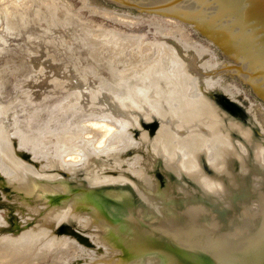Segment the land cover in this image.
<instances>
[{"label":"rangeland","instance_id":"rangeland-1","mask_svg":"<svg viewBox=\"0 0 264 264\" xmlns=\"http://www.w3.org/2000/svg\"><path fill=\"white\" fill-rule=\"evenodd\" d=\"M18 1L22 0H0V13ZM81 1L35 0L31 6L32 9L42 12L32 21L27 18L29 15H26L25 19L27 18L31 22H26L21 26H10L5 16L0 14V51L3 52L0 54V132L7 145L10 144L7 149L11 150L12 155L17 159L16 161L15 157L4 156L0 149L1 246L12 241L17 244L25 234L46 235L48 233L49 235L50 233L49 237L51 238L44 240L45 248L41 259L38 256L31 260L32 262L28 261V264H39L42 259L46 260H42L46 264H54V262L56 264L57 261L61 264H89L90 262L91 264H117V261L119 263L121 259L117 253L113 255V252L122 251L119 254H123L122 248L129 251L134 248L135 244L139 250L137 255H142L138 256V263L136 261L135 264H151L148 258L156 259L155 256L159 255L104 221L100 216L94 197L127 205L144 213L149 211L152 213H148L151 216L168 223L171 221L175 226L206 237L212 238L214 233L221 237V233L229 232V225L232 226L231 230L236 232L238 228H240V233L245 229L243 232L244 235L247 234L245 239L235 242L237 235H233L234 239H229L233 241L232 243L241 245L250 243V238L256 236L261 228H264V224L259 225L262 221H257L259 227L253 228V223H255L253 220L256 218L261 220L260 206L263 205L262 201L264 202V82L254 66L208 31L170 10L172 0H159L160 4L158 0H86L87 4L84 7V3L81 5L84 1ZM87 6L89 9H86ZM89 6L97 8L100 6V9L141 17V23H115L98 14V16L91 12L89 14ZM156 17L157 19L171 18L180 21V25L193 42L213 50L216 57V60L214 59L216 67L209 70L202 69L201 64L210 59L209 55L198 57L193 49H186L181 45L178 35H163L157 32L154 26V21H157ZM65 18L74 21L70 24ZM49 21H53L55 27H50ZM52 23H50L51 26ZM60 23L62 26L59 25ZM96 30H110L127 36H138L144 43H163L179 57L180 65L178 69H173L170 67L171 62L166 63L164 65L167 69L166 77L160 75V69H153L144 73L141 71L134 72L132 69L124 70L122 65L118 64V70L122 68V74H128L124 80H121L118 75H113L107 62L101 60L100 56L98 57V50L93 46L97 42L94 38ZM69 48L72 49L73 53L69 52ZM125 55L120 56V58L123 59ZM186 63L192 64L191 71L186 68ZM89 65L94 68H90ZM20 68L21 70H18ZM89 68L90 71L87 70ZM183 68H186V75L189 74L184 81L179 77V72ZM211 78L218 81L221 87L219 85V88L207 87L203 80ZM197 82L199 83L197 84ZM190 83L195 90L194 92H197L194 94L196 97L193 98L194 102L191 101L190 93H193V88H191ZM109 85H111L110 90H108ZM226 85L227 88L235 87L236 91L232 90V92L234 91L233 94H227L223 88ZM103 86L105 89L102 88ZM134 86H136L135 89H133ZM236 88H239L238 91ZM187 90L190 93H187ZM209 102L210 106L208 105ZM155 105H157L156 108H154ZM249 108L251 111L248 110ZM182 111L186 115L184 113L182 115ZM58 119L59 121H57ZM83 119L87 121L79 122ZM90 121L94 122L91 123ZM85 122H89V124ZM45 123L50 124L49 127ZM61 123L63 124L61 125ZM214 123L215 128L212 126ZM82 124L87 126L90 131L88 129L83 130L85 127ZM121 124L125 126H122L125 133L123 137H130L133 142L131 147L121 145L125 141L122 138L119 140L120 137L115 136L116 129ZM69 125L71 126L69 127ZM75 125L79 126L80 134L83 131L84 133L78 134L79 131H75L77 130ZM17 126L19 128L16 131ZM59 126L69 128V130L64 129V131L68 130L65 133L72 130L68 135L72 136L75 133L77 136L73 135V139L79 135L82 137V139L79 137L75 142H72L74 146L78 144L79 153L88 149L85 142L88 139H93L92 136L95 134L94 140H98L95 141L96 143L91 141L93 145L97 144V147H102L101 145H105V142L111 138H117L116 141L115 139L112 140L116 143L122 141L118 143V146L116 145L117 149L113 150L115 153L116 150L120 149L119 146H123L115 153L121 155L117 159L119 163L107 154H104L105 156L92 154L90 158L88 156L87 163L84 160L76 167L74 165V168L62 165L56 160L57 158L54 159V156H51L54 146L60 148L59 146L62 145V134L64 137L66 136ZM81 126L84 128L82 127V129ZM19 129L20 131H18ZM91 130L93 134L90 133ZM36 131L40 135H36L38 134ZM56 131L57 133H55ZM167 131L168 133H166ZM112 135L114 137H111ZM19 137L30 138L29 140L35 143L39 139V144L42 141L43 147L41 146V149L47 151L46 155L43 154L45 157L42 154L34 157L35 155L31 153L30 148L25 145V148H21ZM209 138L211 139L209 140ZM26 139L24 138V140ZM79 139L83 142H80ZM206 140H209V144ZM25 142L27 143L28 140ZM29 142L27 146L33 144ZM52 143L55 145L52 146ZM72 143L71 147L73 146ZM167 144L176 146L173 148L170 146L173 153L167 152L170 149ZM217 144L218 146L222 144L221 148H216ZM179 145H181L180 149ZM63 146H67L68 150L71 148L68 145L63 144ZM82 148L85 149L82 150ZM184 148L186 152H184ZM202 148L203 150L200 151ZM71 150L73 157L79 154L75 153L78 151L76 148V151L73 148ZM190 150L197 152L196 159L194 158L196 152L191 154ZM74 153L75 155H73ZM209 154H211V158H209ZM216 154H218V158H215L214 155ZM42 157L47 161H44ZM73 161L78 162L79 158H74ZM113 162L115 165L112 164ZM46 163L48 164L45 165ZM130 164L132 165L130 166ZM103 166L104 168H102ZM28 167L31 168L28 169ZM138 170L140 174L142 173L143 178L146 176V179L144 178L146 181L142 179L139 173V175L136 174ZM94 171H98V175ZM9 172L11 173L9 174ZM190 206H196L195 209L193 208L195 212L192 209L189 210ZM162 207L168 210L170 215L164 217ZM196 209L200 211L198 210L196 213ZM57 210L58 217L48 223L45 222L46 213L54 214ZM173 211L174 214H171ZM65 213L66 216H64ZM173 215L174 218L171 220ZM82 220L85 224L88 222L87 227ZM174 220L178 223L174 224ZM189 227L191 230L188 229ZM53 233L55 234L52 235ZM64 239H68L67 242L70 241L74 245H80L79 248L81 247L82 252L79 250L74 258L72 253L71 257L69 256L71 259L60 256L58 252L66 242L63 241ZM57 240L62 242H57ZM109 240L112 241L109 242ZM114 241L115 244H113ZM57 243L58 247L55 246ZM55 247L57 248L55 249ZM45 249L47 251L50 249L49 254L53 251L52 256L47 251L45 252ZM112 250L114 251L112 252ZM86 251L91 256H85L84 254L88 253ZM13 253L15 257L13 260L7 261L8 264H18L15 258L22 257L20 253ZM45 253L48 254L46 257L44 256ZM126 254L128 256L122 257L121 263L134 264L130 261L133 257L136 259L133 252ZM80 256L81 258H79ZM160 260L158 264H169L161 257ZM43 262L41 264H45Z\"/></svg>","mask_w":264,"mask_h":264},{"label":"bare ground","instance_id":"bare-ground-1","mask_svg":"<svg viewBox=\"0 0 264 264\" xmlns=\"http://www.w3.org/2000/svg\"><path fill=\"white\" fill-rule=\"evenodd\" d=\"M80 1V0H79ZM82 1H84V2H82ZM80 3H81V5L83 4V7L84 6H86V4H87V2H86V0H82ZM151 1V0H150ZM34 2H35V0H29V1H24V0H22V1H18L17 3H15L14 5H12V6H9V7H7V8H5V9H3V11L1 12L4 16H5V18L9 21V25L10 26H14V25H17V26H21V24H25L26 22H31L32 20H35V17L37 16V15H39L40 14V12H42V11H37V10H35V9H32V4H34ZM158 2H159V0H158ZM88 3H90V2H88ZM151 3V2H150ZM156 4H157V2H155ZM159 4H160V2H159ZM90 5H91V3H90ZM141 6V5H140ZM148 6H150V5H148ZM90 7V6H89ZM88 8V6L86 7V9ZM101 7L99 6L98 8L97 7H90V11H89V14H90V12L91 13H93V14H98V15H100V16H102L103 18H106L107 20L109 19V20H112V22L114 21L115 23L116 22H120V23H122V22H128L127 24H130L131 22H133V23H141L140 22V20L142 19L141 17H136V16H133V15H130V14H124V13H117V12H115V11H112V10H109L108 11V9L106 10H104L103 8L102 9H100ZM81 9H83V8H81ZM80 9V10H81ZM86 9H84V10H86ZM89 9V8H88ZM0 13V14H1ZM169 14V13H168ZM26 15H29L27 18H29V20L31 19V21H29V20H27V18L25 19V16ZM97 15V16H98ZM65 19H68V18H65ZM75 19V18H74ZM156 19H157V17H156ZM64 20V19H63ZM155 20V19H154ZM73 21L74 20H72L71 21V19L69 20L68 19V22L70 23V24H72L73 23ZM151 21V20H150ZM50 23H52L51 21H49ZM152 22V21H151ZM150 22V23H151ZM155 23H154V26H155V28H156V30H157V32H160L161 34H163V35H165V34H172V35H175V36H177L178 35V39H179V42L181 43V45L184 47V48H186V49H193L195 52H196V54L198 55V57H201V56H204V55H209L210 56V59L209 60H207V61H205V62H203L202 64H201V68L202 69H205V70H209V69H213L214 67H216V64H215V54H214V52H213V50H211L210 48H208V47H206V46H203L202 44H200V43H195V42H193L190 38H189V36L186 34V32H185V30H184V28L180 25V21H176L175 19L173 20V19H171V18H160V19H157V21L155 20L154 21ZM49 23V25H50V27H53L54 25V23H52V26H51V24ZM63 23H66V22H64L63 21ZM135 23V24H136ZM152 24V23H151ZM60 26H62L61 25V23L59 24ZM74 25V24H73ZM72 25V26H73ZM83 25V24H82ZM75 26V25H74ZM74 26H73V28H74ZM173 27V28H171V27ZM55 27V26H54ZM67 27V26H66ZM70 27V26H69ZM76 27V26H75ZM79 27V26H78ZM87 27V26H86ZM81 28V27H80ZM80 28H78V30L80 29ZM89 28V27H88ZM154 28V29H155ZM171 28V29H170ZM75 29H77V28H75ZM90 30H91V28H90ZM93 30V29H92ZM112 30V29H111ZM104 31H106V30H104ZM104 31H97L96 30V34L94 35V38H96L95 40L97 41V42H95L94 44H93V46L94 47H96V49L98 50V57L100 56L101 57V60H104V61H106L107 62V64L110 66V69L112 70V72H113V75H118V77H121V80H124L125 79V76L126 75H128V74H122V72H121V70H125V69H127V70H129V69H132L134 72H148V71H152L153 69H160L159 71V73H161L160 75L161 76H166L167 77V72H166V67L164 66L166 63H168V62H171V65H170V67H172L173 69H178V66L180 65V63H179V57H177L176 56V54L173 52V50L171 49V48H169L168 46H166V45H164L163 43H158V42H151V43H144V42H142V40H141V38L140 37H135V36H127V35H123V34H120V33H117L116 31H106V32H104ZM79 32H81L80 30H79ZM94 32V31H93ZM86 34V33H85ZM87 34H88V32H87ZM74 35H76V34H74ZM78 35V34H77ZM80 35V34H79ZM90 35V34H89ZM81 36V35H80ZM84 36V35H83ZM74 36H72V39H74L73 38ZM88 38H91V37H88ZM83 40V39H82ZM85 40V39H84ZM94 40V39H93ZM77 41V40H76ZM89 41V40H88ZM74 43H76L77 44V42H74ZM49 44V43H48ZM72 47V46H71ZM82 47V46H81ZM86 47V46H85ZM90 48V47H89ZM88 48V49H89ZM70 49V48H69ZM77 49V48H76ZM81 49V48H80ZM92 49V48H91ZM68 50V49H67ZM66 50V51H67ZM71 50V51H70ZM69 50V52H72V49H70ZM13 51V50H12ZM90 51V50H89ZM96 51V50H95ZM75 52H76V50H75ZM3 52H1L0 51V54H2ZM73 53V52H72ZM77 53V52H76ZM127 53V54H126ZM129 55V56H126V55ZM4 55V54H3ZM89 55V54H88ZM123 55H125L124 56V58L122 59V58H120V56H123ZM79 56V55H78ZM92 56V55H91ZM96 56V55H95ZM72 57V56H71ZM81 57V56H80ZM79 57V58H80ZM89 57V56H88ZM73 58V57H72ZM71 58V59H72ZM76 58V57H75ZM93 58H94V56H93ZM96 59H97V57H95ZM77 60H78V58H76ZM84 59H87V58H84ZM83 59V60H84ZM121 59H122V61H121ZM215 59V60H214ZM82 60V61H83ZM93 61H94V59H92ZM99 60H100V58H99ZM103 61V62H104ZM105 62V63H106ZM116 62H117V64H116ZM119 62V63H118ZM217 62V61H216ZM6 64V63H5ZM87 64H89V63H87ZM96 64H98V63H96ZM118 64L119 65H122V68H121V70H118ZM219 64V63H218ZM217 64V65H218ZM8 65V64H7ZM85 66H88V65H86V64H84ZM192 65V64H191ZM191 65H189V64H187L186 63V68L188 69V70H190L191 69ZM98 66H100V65H98ZM103 66V65H102ZM109 66H106V67H109ZM185 66V65H184ZM184 66H182V67H184ZM89 67L90 68H94V67H92L91 65H89ZM170 67H168V68H170ZM218 67V66H217ZM87 68V67H86ZM85 68V69H86ZM87 69V70H91V69ZM120 68V67H119ZM186 68H183V69H181V71L179 72L180 73V75H179V77H181L182 78V80L184 81L185 79H187L186 78V76L187 75H189V74H187L186 75ZM1 69V68H0ZM110 69H108V70H110ZM216 69V68H215ZM218 69H220L221 70V68H218ZM225 69V68H224ZM7 70V69H6ZM5 70V71H6ZM18 70H21V68L20 69H18ZM23 70V69H22ZM87 70H86V72H87ZM107 70V69H106ZM107 70V71H108ZM110 70V71H111ZM191 71V70H190ZM4 72V71H3ZM127 72V71H126ZM131 72V71H130ZM134 72H132V73H134ZM172 72H174V71H172ZM212 72V71H211ZM19 73V72H18ZM90 73H94V72H90ZM110 73V72H109ZM129 73V72H128ZM131 73V74H132ZM215 73V72H214ZM208 74V73H207ZM219 74V73H218ZM111 75V74H110ZM160 75H159V78H160ZM172 75V74H171ZM175 75V74H174ZM192 75V74H191ZM206 75V74H205ZM211 75V74H210ZM100 76V75H99ZM99 76H97V77H99ZM130 76V75H129ZM204 76V75H203ZM207 76V75H206ZM102 77V76H101ZM112 77V76H111ZM198 77V76H197ZM210 77H212V76H210ZM209 77V78H210ZM164 78V77H163ZM221 78V77H220ZM197 79H199V78H197ZM202 79V78H201ZM204 79V78H203ZM149 80H150V78H149ZM157 80V79H156ZM223 80V79H222ZM116 81V80H115ZM118 81V80H117ZM128 81V80H127ZM151 81V80H150ZM176 81H177V79H176ZM197 81V80H196ZM204 81V83H205V85L207 86V87H218V85H219V87H221L220 86V83L218 82V81H215L214 79H205V80H203ZM203 81H200V82H202L203 83ZM120 82H122V81H120ZM155 82H157V81H155ZM178 82V81H177ZM191 82V81H190ZM194 82V81H193ZM192 82V83H193ZM223 82V81H222ZM122 83H125V82H122ZM174 83V82H173ZM196 83V82H195ZM194 83V85H196ZM199 82H197V84H198ZM121 84V83H120ZM180 84V83H179ZM186 84H188V83H186ZM191 84V83H190ZM190 84H189V86H190ZM112 85V84H111ZM111 85H109L108 86V90H110V86ZM161 85V84H160ZM204 85V86H205ZM144 86V85H143ZM155 86V85H154ZM188 86V88H190ZM197 86V85H196ZM195 86V87H196ZM223 86V85H222ZM107 87V86H106ZM135 87L136 86H134V88L133 89H135ZM159 87H161V86H159ZM198 87V86H197ZM196 87V88H197ZM201 87H203L202 85H201ZM218 87V88H219ZM231 87V86H230ZM227 88V85H226V87H223L224 88V90H225V92L227 93V94H233V92L234 91H236L235 90V87H231V88ZM102 88H104L105 89V86H103ZM112 88H113V86H112ZM163 88V87H162ZM166 88H167V86H166ZM182 88V87H181ZM191 88H193L192 87V84H191ZM222 88V89H223ZM114 89H116L115 87H114ZM113 89V90H114ZM156 89H158V88H156ZM198 89H199V87H198ZM221 89V90H222ZM237 89V88H236ZM239 89V88H238ZM238 89H237V91H238ZM117 90V89H116ZM151 90V89H150ZM165 90V89H164ZM168 90V89H167ZM188 90H190V89H188ZM188 90H187V93H190V92H188ZM197 90V89H196ZM207 90V89H206ZM223 90V91H224ZM232 90H234L233 92H232ZM112 91V90H111ZM122 91V90H121ZM166 91V90H165ZM192 91V90H191ZM195 90H194V88H193V93H190L191 94V98H192V100L191 101H193L194 102V100H193V98L195 99L196 97H194V94L195 93H197V92H194ZM197 91H199V90H197ZM114 92V91H113ZM138 93V92H137ZM144 93V92H143ZM158 93V92H157ZM201 93V92H200ZM237 93V92H236ZM240 93V92H239ZM116 94V93H115ZM117 94H119V93H117ZM122 94V93H121ZM147 94V93H146ZM163 94V93H162ZM225 94V93H224ZM120 95V94H119ZM160 95V94H159ZM165 95V94H164ZM181 95H182V93H181ZM187 95V94H186ZM186 95H184V96H186ZM234 95H235V93H234ZM168 96V95H167ZM197 96V95H196ZM233 96V95H232ZM164 97V96H163ZM166 97V96H165ZM169 97V96H168ZM182 97V96H181ZM201 97V96H200ZM228 97V96H227ZM169 98H171V97H169ZM183 98V97H182ZM190 98V99H191ZM175 99H177V98H175ZM179 99V98H178ZM190 99H189V101H190ZM148 100H150V99H148ZM205 100V99H204ZM231 100H232V98H231ZM233 101V100H232ZM149 103V102H148ZM174 103V102H173ZM239 104H240V102H238ZM209 106L211 105L210 104V102H209V104H208ZM207 105V106H208ZM60 106V105H59ZM156 106L157 105H155V107L154 108H156ZM252 106V105H251ZM251 106H250V108H251ZM152 107V106H151ZM160 107H161V105H160ZM160 107H158V108H160ZM175 107V106H174ZM180 107V106H179ZM223 107V106H222ZM183 108V107H182ZM193 108V107H192ZM200 108H201V106H200ZM205 108H207V107H205ZM250 108L248 109V110H250ZM255 108V107H254ZM163 109V108H162ZM184 109H185V107H184ZM251 109H253V107L251 108ZM42 110V109H41ZM53 110V109H52ZM158 110V109H157ZM160 110H161V108H160ZM189 110V109H188ZM193 110V109H192ZM38 111V110H37ZM36 111V112H37ZM43 111H44V109H43ZM164 111V110H163ZM195 111V110H194ZM251 111V110H250ZM256 111V110H255ZM47 112V111H46ZM46 112H44V113H46ZM56 112V111H55ZM162 112V111H161ZM178 112H180V111H178ZM192 112V111H191ZM1 113V112H0ZM183 111H182V115H183ZM190 113V112H189ZM194 113V112H193ZM255 113V112H254ZM54 114V113H53ZM52 114V115H53ZM185 114V113H184ZM196 114H198V113H196ZM255 114H258V113H255ZM37 115V114H36ZM186 115V114H185ZM200 115V114H199ZM201 116V115H200ZM258 116V115H257ZM50 117V116H49ZM53 117H56V116H53ZM52 117V118H53ZM59 118V117H58ZM255 118V117H254ZM257 118H259V117H257ZM48 119V118H47ZM55 119V118H54ZM54 119H52V120H54ZM33 120V119H32ZM86 120V119H85ZM84 119L82 120V121H79V122H83V121H85ZM180 120H182V119H180ZM259 120V119H258ZM57 121H59V119L57 120ZM87 121V120H86ZM190 121V120H189ZM231 121V120H230ZM56 122V121H55ZM55 122H54V127L56 126V124H55ZM78 121H77V123H79ZM91 122V121H90ZM92 122H94V121H92ZM91 122V123H92ZM104 122V121H103ZM48 123H49V121H48ZM85 123H88L89 124V122H85ZM182 123H184V122H182ZM46 124V123H45ZM63 123H61V125H62ZM80 124V123H79ZM79 124H77V125H79ZM84 124V123H83ZM82 124V125H83ZM102 124V123H101ZM200 124V123H199ZM235 124V123H234ZM47 125V124H46ZM48 125H50V124H48ZM47 125V126H48ZM68 125V124H67ZM81 125V124H80ZM194 125V124H193ZM236 125V124H235ZM51 126H53V125H51ZM65 126H66V122H65ZM71 125H69V127H70ZM72 126H74L73 124H72ZM84 126V125H83ZM83 126H81V128L83 127ZM94 126V125H93ZM108 126V125H107ZM122 126H124L123 124H121L120 125V127L119 128H117L116 129V133H115V136L117 137V138H119V140H121V138L126 142H124L123 144L119 141L118 143H121V145H123V146H129V147H131L132 145H133V142H132V140L130 139V137H125L126 138V140H125V138L123 137V134H125L124 132H123V130L124 129H122ZM213 126V128H215V123L212 125ZM240 126V125H239ZM35 127V126H34ZM37 127V126H36ZM39 127V126H38ZM49 127V126H48ZM57 127V126H56ZM55 127V128H56ZM60 127V126H59ZM58 127V128H59ZM64 127V126H63ZM75 127H77V130H75V131H79L80 130V128L78 129V127L79 126H76L75 125ZM85 127V128H84ZM82 129L83 130H87L88 128H87V126H84ZM125 127V126H124ZM19 127L17 126L16 127V131H17V129H18ZM62 127H60V129H61ZM67 127H65V128H62L63 129V133H65V132H67L68 130H69V128H67L68 130L67 131H64V129H66ZM73 128V127H72ZM205 128V127H204ZM21 129V128H20ZM20 129L18 130V131H20ZM49 129H51V128H49ZM54 129V128H53ZM62 129H61V131H62ZM24 130V129H23ZM22 130V131H23ZM26 130V129H25ZM34 130V129H33ZM36 130H38V129H36ZM55 130V129H54ZM70 130H71V128H70ZM85 130V131H86ZM89 131H90V129H88ZM110 130V129H109ZM209 130V129H208ZM247 130V129H246ZM27 131V130H26ZM25 131V132H26ZM43 131H45V130H43ZM53 131V130H52ZM170 131V130H169ZM200 131V130H199ZM24 132V131H23ZM37 132V131H36ZM36 132H35V134H36ZM39 132H41V131H39ZM51 132V131H50ZM72 132V130L71 131H69L68 133H65V137H64V134H62L61 132V134H62V136L60 135V134H58V135H60L61 137H63L62 138V140H61V142H62V145H58L60 148H56L54 145V143H52L51 145L52 146H54V150H53V153H52V157L55 159V158H57L56 160L57 161H59L62 165H65V166H67L68 168L70 167V166H72L73 168H74V165H75V167H76V165L77 164H79L80 162H82V161H84L85 163H87V158H88V156H89V158H90V156L92 155V154H95V156H98V154H107V155H109V157H111V158H115V159H113L114 161L116 160L117 162L119 161V160H117L121 155L120 154H115V153H117V151L118 150H120L121 148H123V146H119L120 147V149H118V150H116V152L114 153L113 152V150H115V149H117V146H118V143H116L115 141H116V139L117 138H113V139H115V141H112L113 139L111 138V140L109 139V141L108 142H105L104 144L105 145H101L102 147H97L96 145L97 144H94L93 145V142H95V141H97L96 139L94 140V136L96 135H93L92 136V138L93 139H88V141L87 142H85V146L87 145V148L88 149H85V148H82V150H84L85 149V152L83 151V152H80L79 153V149H77L78 147H77V145L78 144H76L75 146H74V144L72 143V142H75L79 137H80V135L81 134H83L84 133V131H83V133L81 132V134H80V131H79V133L78 134H80L79 135V137H76L75 139H73V135H75V136H77L75 133L72 135V136H70V135H68L69 133H71ZM88 132V131H87ZM93 132H96V131H93ZM108 132V131H107ZM107 132H106V134H107ZM201 132V131H200ZM38 133V132H37ZM55 133H57V131L55 132ZM54 133V134H55ZM91 134H93L92 133V130H91V132H90ZM109 133V132H108ZM166 133H168V131L166 132ZM165 133V134H166ZM202 133V132H201ZM21 134V133H20ZM43 134V133H42ZM86 134V133H85ZM87 134H89V132L87 133ZM164 134V135H165ZM36 135H40L39 133L38 134H36ZM49 135V134H48ZM169 135H170V133H169ZM29 136V135H28ZM27 136V137H28ZM44 136V135H43ZM43 136H41V137H43ZM59 136V137H60ZM125 136V135H124ZM127 136V135H126ZM194 135H192V137H193ZM27 137H24L25 139L27 138ZM30 137V136H29ZM34 137V136H33ZM41 137H40V139H41ZM54 137H55V135H54ZM101 137H104V136H101ZM111 137H114L113 135L111 136ZM191 137V138H192ZM195 137V136H194ZM199 137V136H198ZM24 138H22V137H19V141H20V145L22 146L21 148H23L24 147V145L27 147V148H30V151H31V153L33 154V155H35L34 157H36V156H38V155H43V154H45L46 155V153H47V151H45L44 149H41V146L43 147V145H41L42 144V141H41V144H39L38 143V140H36L37 142L35 143V142H32L31 140H29V139H26V140H24ZM58 137H57V134H56V139H57ZM81 139H82V137H80ZM84 138V137H83ZM169 138V137H168ZM196 138V137H195ZM200 138H203V137H201L200 136ZM35 139V138H34ZM33 139V140H34ZM37 139V138H36ZM44 139V138H43ZM55 139V140H56ZM102 139V138H101ZM107 139V140H108ZM160 139H162V137H160ZM171 139V138H170ZM186 139H187V137H186ZM190 139V138H189ZM188 139V140H189ZM204 139V138H203ZM211 138H209V140H210ZM28 140V142L30 141V142H32L33 144H30L29 146H27V143L25 142V141H27ZM45 140V139H44ZM90 140V141H89ZM106 140V141H107ZM167 140V139H166ZM174 140V139H173ZM179 140V139H178ZM196 140V139H195ZM198 140V139H197ZM205 140V139H204ZM208 140V141H209ZM228 140H230V139H228ZM227 140V141H228ZM46 141V140H45ZM59 141H60V139H59ZM79 141H80V139H79ZM165 141V140H164ZM163 141V142H164ZM167 141H169V140H167ZM171 141H172V139H171ZM170 141V142H171ZM177 141V140H176ZM181 141V140H180ZM179 141V142H180ZM194 141V140H193ZM198 141H200V140H198ZM207 141V140H206ZM207 141V143L209 144V142ZM218 141H220L219 139H218ZM227 141H226V143H227ZM231 141V140H230ZM229 141V142H230ZM29 142V143H30ZM48 142V141H47ZM46 142V143H47ZM51 142V141H50ZM53 142V141H52ZM78 142V141H77ZM80 142H83L82 140L80 141ZM79 142V143H80ZM116 144H115V143ZM182 142H185V140H182ZM203 142V141H202ZM213 141L211 140V143H212ZM222 142V141H221ZM239 142V141H238ZM256 142V141H255ZM46 143H44V144H46ZM71 143L73 144V146L71 147ZM96 143V142H95ZM172 143V142H171ZM190 143H192V142H190ZM199 143V142H198ZM200 143H201V141H200ZM204 143V142H203ZM202 143V144H203ZM206 143V144H207ZM217 143V142H216ZM216 143H215V145H216ZM220 143V142H219ZM54 144V145H53ZM63 144L64 145H68V146H70L71 148H73L74 150H75V148H76V150H78L77 152H75L76 154L77 153H79V154H77L76 156H72V154H71V148L68 150L65 146H63ZM84 144V143H83ZM83 144H81V145H83ZM183 144V143H182ZM194 144V143H193ZM196 144V143H195ZM222 144H224L223 142H222ZM222 144H219V146H218V144H217V146H216V148L217 147H219V148H221V145ZM10 145V144H9ZM9 145H7V142L5 141V138L2 136V134H1V132H0V149L2 150V152H3V154H4V156H7V157H10V158H14L15 156L14 155H12L13 153L11 152V150H9V149H7V146H9ZM99 145V144H98ZM117 145V146H116ZM120 145V144H119ZM163 145V144H162ZM169 144H167V146H168ZM184 145V144H183ZM190 145V144H189ZM227 145V144H226ZM240 145V144H239ZM47 146V145H46ZM57 146V145H56ZM164 146V145H163ZM163 146H162V148H163ZM170 146H172V148L175 146H173V144L172 145H169V147ZM180 146L181 145H179V149H180ZM185 146V145H184ZM202 146V145H201ZM208 146H210V145H208ZM207 146V147H208ZM213 146V145H212ZM224 146V145H223ZM228 147H230L229 145H227ZM241 146H243V145H241ZM240 146V147H241ZM66 149H65V148ZM166 147V146H165ZM176 147V146H175ZM188 147V146H187ZM193 147V146H192ZM191 147V148H192ZM199 147H200V145H199ZM198 147V148H199ZM215 147V146H214ZM25 148V147H24ZM51 148V147H50ZM79 148H81L80 146H79ZM168 148V147H167ZM183 148V147H182ZM194 148V147H193ZM196 148V147H195ZM197 148V149H198ZM204 148V147H203ZM203 148L200 150V151H202L203 150ZM218 148V149H219ZM125 149H127V148H125ZM165 149V148H164ZM170 149H171V147H170ZM169 149V151L167 150V152L168 153H170V152H172L173 153V151H172V149L170 150ZM185 149V148H184ZM200 149V148H199ZM205 149V148H204ZM210 149V148H209ZM217 149V152H219V150ZM241 149V148H240ZM245 149V148H244ZM75 150V151H76ZM123 150V149H122ZM155 150V149H154ZM182 150V149H181ZM194 150V149H193ZM191 151V154H192V152H196V151ZM111 151H112V153H111ZM124 151V150H123ZM126 151V150H125ZM175 151V153H176V150H174ZM224 151V150H223ZM50 152V151H49ZM70 152V153H69ZM74 152V151H73ZM157 152V151H156ZM167 152H165V153H167ZM184 152H186V149H185V151ZM199 152V151H198ZM226 152V151H225ZM75 153L73 154V155H75ZM125 153V152H124ZM158 153H160V152H158ZM171 153V154H172ZM174 153V154H175ZM178 153V152H177ZM199 153H201V152H199ZM198 153V154H199ZM238 153H239V151H238ZM111 154H113V155H111ZM179 154V153H178ZM195 154V155H194ZM193 155L195 156L194 158L196 159V155H197V152L196 153H194ZM241 154V153H240ZM45 155H43L44 157H45ZM107 155H106V157H107ZM124 155V154H123ZM177 155V154H176ZM185 155V154H184ZM183 155V156H184ZM188 155V154H187ZM210 155V157L209 158H211L212 156H211V154H209ZM217 155L218 154H216V155H214L215 156V158H218L217 157ZM94 156V157H95ZM105 156V155H104ZM167 156V155H166ZM206 156H207V154H206ZM220 156H221V152H220ZM44 157H42V158H44ZM47 157V156H46ZM49 157H50V155H49ZM49 157H48V159H49ZM68 157V158H67ZM70 157V158H69ZM101 157V156H100ZM264 157V156H263ZM67 158V159H66ZM74 158L75 159H77V158H79V161L78 162H74L73 160H74ZM97 158V157H96ZM137 158V157H136ZM178 158V157H177ZM192 158H193V156H192ZM191 158V159H192ZM214 158V159H215ZM51 159V158H50ZM134 159V158H133ZM181 159H183V158H181ZM197 159H199V158H197ZM208 159V158H207ZM246 159V158H245ZM15 160L17 161V159H16V157H15ZM90 160V159H89ZM136 160V159H135ZM193 160V159H192ZM216 160V159H215ZM12 161V160H11ZM19 161V160H18ZM44 161H47V160H45V158H44ZM197 161V160H196ZM196 161H194V162H196ZM211 161V160H210ZM209 161V162H210ZM213 161V160H212ZM116 162V163H117ZM134 162V161H133ZM17 163V162H16ZM89 163V162H88ZM119 163V162H118ZM135 163V162H134ZM175 163V162H174ZM173 163V164H174ZM192 163V162H191ZM204 163V162H203ZM2 164V163H1ZM20 164H22V163H20ZM44 164V163H43ZM48 163H46L45 165H47ZM112 164H114V162L112 163ZM195 164H197V162L195 163ZM194 164V165H195ZM16 165V164H15ZM85 165V164H84ZM107 165H109V164H107ZM115 165V164H114ZM132 164H130V166H131ZM134 165V164H133ZM169 165V164H168ZM19 166H21V165H19ZM22 166H24V164H22ZM21 166V167H22ZM27 166V165H26ZM43 166V165H42ZM178 166V165H177ZM191 166V165H190ZM197 166V165H196ZM196 166H194V167H196ZM200 166V165H199ZM209 166H212V165H209ZM216 166V165H215ZM112 167V166H111ZM213 167H214V165H213ZM217 167V166H216ZM29 168H31V167H28V169ZM102 168H104V166L102 167ZM101 168V169H102ZM127 168H129V167H127ZM132 168V167H131ZM191 168V167H190ZM215 168V167H214ZM6 170H7V168H5ZM4 169V170H5ZM133 169V168H132ZM181 169V168H180ZM32 170H34V169H32ZM129 170V169H128ZM192 170V169H191ZM215 170V169H214ZM227 170V169H226ZM27 171V170H26ZM35 171V170H34ZM34 171H33V173H34ZM90 171V170H89ZM100 171V170H99ZM102 171H104V170H102ZM132 171H135V170H132ZM8 172V171H7ZM95 172V171H94ZM97 172V175H98V171H96ZM95 172V173H96ZM131 172V171H130ZM140 172H141V170H140ZM11 172H9V174H10ZM32 173V174H33ZM139 173V170H138V172L136 171V174H138ZM203 173V172H202ZM6 174H8V173H6ZM38 174V173H37ZM52 174V173H51ZM94 174V173H93ZM131 174V173H130ZM140 174V173H139ZM138 174V175H139ZM142 174V173H141ZM140 174V175H141ZM196 174V173H195ZM41 175V174H40ZM133 175V174H132ZM43 176V175H42ZM135 176V175H134ZM142 176V175H141ZM179 176H180V174H179ZM202 176V175H201ZM41 177V176H40ZM47 177V176H46ZM139 177V176H138ZM149 177V176H148ZM93 178V177H92ZM145 179H146V176L144 177ZM143 178V176H142V179H144ZM150 179H151V177H149ZM202 178V177H201ZM141 179V178H140ZM144 179V180H145ZM203 179V178H202ZM214 179V178H213ZM37 180V179H36ZM41 180V179H40ZM107 180H109V179H107ZM116 181V180H115ZM128 181V180H127ZM136 181V180H135ZM146 181V180H145ZM149 181V180H148ZM125 182V181H124ZM130 182V181H129ZM149 182H151V181H149ZM119 183V182H118ZM121 183V182H120ZM131 183H132V181H131ZM134 183V182H133ZM148 183V182H147ZM207 183H209V182H207ZM152 184H154V183H152ZM205 184H206V182H205ZM133 186H134V184H132ZM138 185V184H137ZM207 185V184H206ZM141 186V185H140ZM148 186V185H147ZM155 187V186H154ZM207 187V186H206ZM137 188V187H136ZM143 189V188H142ZM141 189V190H142ZM145 189V188H144ZM150 190V189H149ZM152 190V189H151ZM140 191V190H139ZM146 193V192H145ZM139 194V193H138ZM141 195V194H140ZM141 198H142V196H141ZM262 206H260V213H261V220H260V218L257 220V218L255 219V220H253V222H255V223H253L254 225H253V228L255 229L256 227H259V225H261V224H264V202L262 201ZM195 207L196 206H190L189 207V210H193L194 212H195ZM163 208V207H162ZM194 208V209H193ZM215 208V207H214ZM164 209V208H163ZM186 210H188V209H186ZM197 211H196V213L198 212V210L199 209H196ZM202 210V209H201ZM200 211V210H199ZM50 212H52V211H50ZM54 212V211H53ZM64 212V211H63ZM66 212V211H65ZM58 210L54 213V214H48V212L46 213V217L44 218L45 219V222H50V221H52V220H54V219H56L57 217H58ZM148 213L149 214H152L151 212H149L148 211ZM148 213H146V214H148ZM163 214L162 215H164V217H167L166 215H170V213L168 212V210H166V209H164V211L162 212ZM171 214H174V211H173V213L171 212ZM68 215L70 216V214H69V212H68ZM62 216V215H61ZM64 216H66V213L64 214ZM208 216V215H207ZM62 218V217H61ZM172 218H174V215L171 217V220H172ZM65 219V218H64ZM169 219H170V217H169ZM3 220V219H2ZM59 220H60V218H59ZM63 220V219H62ZM80 220V219H79ZM89 220V219H88ZM61 221V220H60ZM60 221H59V223H60ZM81 221V220H80ZM83 221V220H82ZM85 221H86V219H85ZM259 221H262L259 225H258V222ZM177 221H175L174 220V224L176 223ZM0 223H1V218H0ZM43 223V222H42ZM83 223H84V221H83ZM88 223V222H87ZM86 223V224H87ZM170 223H171V221H170ZM178 223V222H177ZM85 224V223H84ZM85 224V225H86ZM172 224V223H171ZM183 224V223H182ZM213 224H215L214 222H213ZM88 225V224H87ZM87 225H86V227H87ZM191 226V225H190ZM182 227H183V225H182ZM216 227V226H215ZM95 228H97L96 226H95ZM252 228V229H253ZM189 230H191L190 229V227L188 228ZM201 230H204L203 228H200ZM232 229V226H230L229 225V227H228V231L229 232H227V233H221L220 235H221V237H219V234H218V236H217V233H214V234H212V238H215V239H219V240H224V241H228V242H233V241H231L229 238H231V239H234V236L235 235H237V237L235 238V242H237V241H239V240H241V239H245L246 237H247V234H245L244 235V233L243 232H245V229L242 231V233H240L241 231H239L240 230V228H238V231L236 232V231H233V230H231ZM242 229V228H241ZM41 230V229H40ZM45 231V230H44ZM193 231V230H192ZM48 232H50V231H48ZM28 233V232H27ZM30 233V232H29ZM45 233H47L46 231H45ZM36 234V233H35ZM55 233H53L52 235H54ZM24 235V234H23ZM57 235V234H56ZM229 235H231V236H229ZM234 235V236H233ZM50 236V233H49V235H48V233L45 235H40V234H36V235H31V234H25L22 238H21V241H20V239H19V242L17 243V244H15V243H13V242H15V241H12V242H8L7 244H5L4 243V245H2L1 246V244H0V264H8L7 263V261H9V260H13L14 258L13 257H15L14 256V253L13 252H16V253H20V255L22 256V257H20L19 259H16L15 258V260L17 261V263L18 264H24L23 262H25V263H27L28 261H31V260H33V259H35L36 257H40L39 259H41V257H42V254L44 253V251H43V249L45 248V246H44V244H45V242H44V240L45 239H49V238H51V237H49ZM55 237V236H54ZM56 238V237H55ZM63 238V237H62ZM239 238V239H238ZM54 239V238H53ZM58 239V238H57ZM60 239V238H59ZM251 239V241H250V243H247V244H244L245 246H249V247H255V246H257V245H259V244H262V243H264V228H261V230H260V232L256 235V236H254V237H252V238H250ZM15 240V239H14ZM61 240V239H60ZM68 240V239H67ZM67 240H63V241H66L65 242V244L63 245V246H61L60 247V244H59V247H60V251L58 252L59 253V255L60 256H65V257H68V258H70L71 257V254L73 255V258L76 256L75 254L76 253H78V251L80 250V248H79V246H77V244L76 245H74V244H72V242H70V241H68L67 242ZM104 240V239H103ZM53 241V240H52ZM55 241V240H54ZM110 241H112V240H109V242ZM116 241V240H115ZM114 241V243L113 244H115L116 242L118 243V244H121V242H119V241H116L115 242ZM47 242V241H46ZM57 242H62V241H58L57 240ZM103 242V241H102ZM52 243V242H51ZM56 243V242H55ZM64 243V242H63ZM47 244V243H46ZM53 244V243H52ZM111 244V243H110ZM113 244H111V245H113ZM53 246V245H52ZM55 246H57L58 247V243H57V245H55ZM137 245L135 244L133 247L134 248H132V250H129V251H125V248H122V250H124L123 251V254L121 253V254H119L120 252H122V251H118V252H113L114 250H112V252H113V255H114V253L116 254H118V256H119V259H121V261H122V257H124V256H128V254H126V253H129V254H131L132 252H133V254L136 256V259H135V257H133L130 261L132 262V263H136V261H137V263H138V256H142V255H137V252H139V250H138V246L136 247ZM57 247H55V249L57 248ZM125 247V246H124ZM132 247V246H131ZM136 247V248H135ZM54 249V250H55ZM50 250V249H49ZM48 250V251H49ZM47 250L45 249V252H46ZM47 251V253L49 254V252ZM81 251V250H80ZM131 251V252H130ZM82 252V251H81ZM86 252H88V251H86ZM126 252V253H125ZM47 253H45V257L48 255ZM28 254V255H27ZM51 254H53V251H52V253ZM51 254H49L50 256H52ZM84 254V253H83ZM41 255V256H40ZM81 255V254H80ZM85 256H87V257H89V256H91V254L88 252V253H85L84 254ZM83 255V256H84ZM28 256H29V259H28ZM60 256H57L58 258L60 257ZM70 256V257H69ZM77 256H79V255H77ZM82 256V255H81ZM81 256L79 257V258H81ZM44 257V258H45ZM155 257H157L156 259H153V258H148L149 259V262H151V264H154V263H159L161 260H160V256H155ZM12 258V259H11ZM48 258V257H47ZM53 258V257H52ZM62 258V257H61ZM72 258V259H73ZM162 258V257H161ZM54 259V258H53ZM71 259V258H70ZM76 259V258H75ZM113 259V258H112ZM14 260V261H15ZM43 260V259H42ZM41 260V263L43 262V261H46L45 259L42 261ZM49 260V259H48ZM36 261V260H35ZM59 261H61V260H59ZM73 261V260H72ZM121 261L119 260V263H118V261H117V264H122L121 263ZM164 261H166L165 259H164ZM32 262V261H31ZM68 262H69V260H68ZM167 262V261H166ZM165 262V263H166ZM30 263V262H29ZM41 263H39V264H41ZM43 263H45V262H43ZM10 264V263H9ZM28 264V263H27ZM46 264V263H45ZM54 264H55V262H54ZM56 264H61L60 262L58 263V261H57V263ZM63 264V263H62ZM89 264H91V262L89 263ZM124 264V263H123ZM126 264V263H125Z\"/></svg>","mask_w":264,"mask_h":264},{"label":"water","instance_id":"water-1","mask_svg":"<svg viewBox=\"0 0 264 264\" xmlns=\"http://www.w3.org/2000/svg\"><path fill=\"white\" fill-rule=\"evenodd\" d=\"M170 10L251 63L264 82V0H172ZM94 199L104 221L169 264H264V243L249 247L194 234L130 206Z\"/></svg>","mask_w":264,"mask_h":264}]
</instances>
